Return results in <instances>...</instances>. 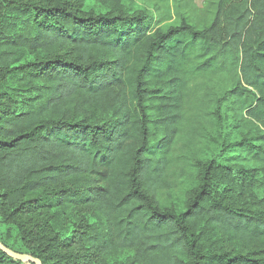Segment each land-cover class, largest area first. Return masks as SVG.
<instances>
[{
	"label": "trees",
	"instance_id": "16d2710c",
	"mask_svg": "<svg viewBox=\"0 0 264 264\" xmlns=\"http://www.w3.org/2000/svg\"><path fill=\"white\" fill-rule=\"evenodd\" d=\"M193 1L173 0L156 22L173 21L156 28L145 12L96 13L82 0H0L5 248L41 264H264L202 243L208 230L264 239V142L234 145L259 161L249 168L217 158L222 140L183 206L161 200L186 158L177 139L191 80L233 77L218 105L233 98L264 139V0H211L209 24L194 22ZM0 264L24 262L0 246Z\"/></svg>",
	"mask_w": 264,
	"mask_h": 264
},
{
	"label": "rangeland",
	"instance_id": "374dc122",
	"mask_svg": "<svg viewBox=\"0 0 264 264\" xmlns=\"http://www.w3.org/2000/svg\"><path fill=\"white\" fill-rule=\"evenodd\" d=\"M58 1V0H55ZM211 0H194L191 9L197 20H205L209 24L211 15L209 12ZM235 0H225L223 8H228ZM251 1V0H249ZM84 9L96 13L122 12L132 13L142 11L155 19V27L165 26L173 20H167L160 24L156 22L158 16L173 12V0H82ZM201 26V25H199ZM236 82L228 73L216 76L200 77L189 82L187 97V118L181 127V134L177 139V154H183L186 158L174 169L171 183L173 188L165 190L161 194V200L171 206H183L186 194L198 186L196 180L198 162L207 161L210 157L220 152L222 140L228 145L217 158L225 164H234L249 168L260 166L259 161L252 157L243 147L234 146L243 139H249L252 143H263L264 139L257 138L259 135L255 128L236 116V102L231 97L220 98L235 86ZM207 92L211 93V101H207ZM214 94V96L212 95ZM233 144V145H232ZM254 203L259 207L260 194L254 190ZM207 249L220 252L225 248L233 247L236 252H252L256 257L264 259V239L252 244H246L237 240L220 239L217 232L208 230L202 241ZM25 254V253H22ZM129 253L118 256V261L124 260ZM30 256L29 254H25ZM31 257V256H30ZM33 258V257H32ZM31 264V261H23ZM37 264V263H36Z\"/></svg>",
	"mask_w": 264,
	"mask_h": 264
},
{
	"label": "water",
	"instance_id": "95a60500",
	"mask_svg": "<svg viewBox=\"0 0 264 264\" xmlns=\"http://www.w3.org/2000/svg\"><path fill=\"white\" fill-rule=\"evenodd\" d=\"M0 246H1L6 252H8L11 256H13V257H15V258H17V259H19V260H22V261H35L37 264H41L40 260H38V259L32 258V257H30V256H28V255H25V254L16 253V252H13V251H11V250L5 248V247L1 244V242H0Z\"/></svg>",
	"mask_w": 264,
	"mask_h": 264
}]
</instances>
